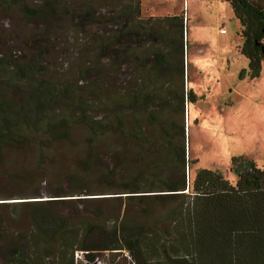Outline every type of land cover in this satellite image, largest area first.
<instances>
[{
    "label": "rangeland",
    "instance_id": "obj_1",
    "mask_svg": "<svg viewBox=\"0 0 264 264\" xmlns=\"http://www.w3.org/2000/svg\"><path fill=\"white\" fill-rule=\"evenodd\" d=\"M138 2L142 20L184 15L185 87L196 99L186 105V155L192 160L187 176L193 179L199 170L208 169L236 184L235 157H248L264 169V62L261 74L253 77L250 60L241 51L242 26L225 0H0L3 111L12 106L22 109L26 99L46 84L62 92L68 87L65 102L59 100L57 105L62 110L52 116L67 115L73 104L76 116L105 117L108 123V107L102 108L100 102L108 103V82L113 83V77L125 81L139 77L135 64H126L124 75H118L108 60V51L102 48L108 44V19L115 21L109 27L117 30L124 25L123 11L134 9ZM88 11L101 22L78 16ZM143 34L145 49L154 40ZM15 65L33 69L20 76ZM85 68L89 70L81 75ZM81 98L91 107L80 108ZM11 113L19 119L18 113ZM26 115L29 122L34 119L30 110ZM133 121L128 118L127 128L132 129ZM29 130L0 145V264L7 263L14 248H20L23 256L31 255L34 238L41 243L44 235L50 243L44 246L51 249L47 259L57 262L55 251L66 226L79 229V241L87 245L82 249L104 251L109 236L123 240L124 224L141 222L140 208L127 204L126 192L134 181L145 183L151 172L141 160L145 147L118 130H107L94 140L83 124L58 140L37 126ZM145 131L153 134L151 129ZM151 205V221L159 220L170 207L161 198ZM46 217L49 223L43 222ZM120 249L130 251L126 246Z\"/></svg>",
    "mask_w": 264,
    "mask_h": 264
},
{
    "label": "trees",
    "instance_id": "obj_2",
    "mask_svg": "<svg viewBox=\"0 0 264 264\" xmlns=\"http://www.w3.org/2000/svg\"><path fill=\"white\" fill-rule=\"evenodd\" d=\"M225 1L242 26L241 51L250 60L252 76H259L264 62V0ZM80 14L82 20L101 22L90 11ZM139 15L140 2L134 9L123 11L124 25L117 30L109 27L113 19H108V44L102 45L108 51V60L118 75H124L126 64H135L139 75L138 79L115 80L117 72H113L114 82H108V103L100 99L102 108L108 107V123L105 117L100 120L88 114L76 116L73 104L66 105L67 115L52 116L55 110H62L57 105L59 100L65 102L62 97L68 87L62 92L56 86L43 84L38 87L41 90L33 89L37 92L26 99L22 109L12 106L10 111H3L1 103L0 145L14 142L35 126L55 140L68 138L77 124L89 128L94 140L107 130L128 134L145 147L140 151L141 160H146L151 172L145 183L134 181L126 192L127 204L139 206L141 222L130 220L124 224L123 240L109 236L110 242L105 245L108 249L126 246L139 264H264V169L248 157H235L236 184L219 171L208 169L199 170L193 179L187 176L192 160L186 155L185 113L188 101L196 99L192 89L185 87L184 15L146 20ZM143 32L154 40L145 49ZM131 39L136 43L130 44ZM13 68L20 76L26 69H33ZM88 70L83 69L81 75ZM94 94L99 96L98 92ZM79 100L80 108L91 107L82 98ZM12 110L19 119H13ZM29 110L34 114L31 122L26 115ZM130 117L134 119L132 129L127 128ZM149 129L152 135L145 131ZM6 135L12 138L8 140ZM159 198L170 207L159 220L151 221V203ZM43 222L49 223V218ZM78 230L73 225L63 229L55 251L57 262L47 259L51 249L44 246L50 245L44 235V244L34 238L31 255L23 256L20 248L12 249L6 264H74V251L87 248L80 243Z\"/></svg>",
    "mask_w": 264,
    "mask_h": 264
},
{
    "label": "built area",
    "instance_id": "obj_3",
    "mask_svg": "<svg viewBox=\"0 0 264 264\" xmlns=\"http://www.w3.org/2000/svg\"><path fill=\"white\" fill-rule=\"evenodd\" d=\"M135 261L131 252L123 249L104 251L76 249L74 251V264H136Z\"/></svg>",
    "mask_w": 264,
    "mask_h": 264
},
{
    "label": "water",
    "instance_id": "obj_4",
    "mask_svg": "<svg viewBox=\"0 0 264 264\" xmlns=\"http://www.w3.org/2000/svg\"><path fill=\"white\" fill-rule=\"evenodd\" d=\"M186 48V47H185ZM185 58H186V55H185ZM186 131H187V129H186Z\"/></svg>",
    "mask_w": 264,
    "mask_h": 264
},
{
    "label": "flooded vegetation",
    "instance_id": "obj_5",
    "mask_svg": "<svg viewBox=\"0 0 264 264\" xmlns=\"http://www.w3.org/2000/svg\"><path fill=\"white\" fill-rule=\"evenodd\" d=\"M186 114V116H187V113H185Z\"/></svg>",
    "mask_w": 264,
    "mask_h": 264
}]
</instances>
